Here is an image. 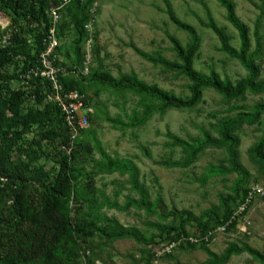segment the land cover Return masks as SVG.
Segmentation results:
<instances>
[{"label": "rangeland", "instance_id": "374dc122", "mask_svg": "<svg viewBox=\"0 0 264 264\" xmlns=\"http://www.w3.org/2000/svg\"><path fill=\"white\" fill-rule=\"evenodd\" d=\"M168 1L176 17L197 33L199 47L193 56L194 70L207 76L216 73L221 81H228L232 87L239 86L249 76L248 70L224 51L219 36L208 26L211 17L228 36L229 46L238 51L240 36L228 22L226 10L217 0ZM232 1L238 17L250 29L251 52L256 48L254 32L259 24L261 49L255 60L259 77L264 79V0ZM93 3L95 11L87 9L82 35L70 23L66 10L58 25L59 57L54 64L67 69L64 85L79 90L93 109L91 126L75 145L81 152L75 164L81 170L91 171V159L100 158L97 145L113 157L132 160L140 170V182L145 183L153 203L151 212L134 207L127 212L106 209L104 213L143 237H166L178 231L202 237L212 232L209 243L195 247L184 245L172 254V258H162L159 264H203L209 258L206 249L221 255L232 243L248 244L264 255V202H255L239 224L240 227L246 225V233L236 228L227 233L218 230L225 213L238 209L244 191L252 185H264V165L253 161L254 147L264 133V117L255 124H243L234 133L239 138L238 160L248 174L229 173L204 179L211 165L230 166L228 145L222 141L218 130L221 120L235 118L241 111H249L264 102V93L247 90L237 98H226L214 88L206 87L194 99L190 89L192 82L180 71L182 60L172 42L175 38L189 49L191 36L170 19L165 0H93ZM11 19L12 16L0 8L1 31L8 29ZM88 24L91 28H86ZM19 28L24 38L33 40V25L21 21L15 30ZM79 36H82L81 41ZM11 37V31L1 32L0 44H8ZM87 53L91 59L90 74L87 77L73 75L75 66L82 65ZM102 76L117 80L131 77L188 104L171 102L160 108V102L143 93L127 88L114 90L99 82ZM6 87L11 91L21 89L28 95L16 112L10 111L8 105L0 110V171L9 175L0 176V256L16 250L14 194L27 192L39 208L45 188L58 174L60 162L67 154L62 148V136L51 132L50 135L49 128L40 125L38 119L44 104L33 98L32 84L26 80H12ZM2 99L7 101L8 98L4 94ZM135 115L136 120L133 119ZM134 121L136 124L131 125ZM55 133L60 134L57 126ZM205 135L218 142L202 149L187 168L172 165L186 157L173 136L193 143L194 139L202 140ZM19 174L22 179H16ZM128 180V176L119 174L93 176L95 187L105 190L121 205L127 198L138 197ZM157 199L159 201L155 202ZM71 207L73 218L86 209L75 203ZM110 227L111 224L107 225L109 230ZM21 229L32 234L23 236L21 244L33 236L31 254L37 255L40 246L45 247L49 242L53 228L46 225L37 229L26 223ZM79 243L84 252L82 264L84 261L87 264H152L151 245L138 236L128 234L111 238L104 234L82 238ZM87 252L90 253L88 257ZM227 264L263 263L242 253L232 256Z\"/></svg>", "mask_w": 264, "mask_h": 264}, {"label": "trees", "instance_id": "16d2710c", "mask_svg": "<svg viewBox=\"0 0 264 264\" xmlns=\"http://www.w3.org/2000/svg\"><path fill=\"white\" fill-rule=\"evenodd\" d=\"M55 0H0V8L12 16V24L8 29L0 33L6 34L12 32L11 40L6 45L0 46V110L3 105H8L10 111L16 112L19 110L24 102L28 92L11 91L7 88L12 80H26L32 84V95L38 103L44 104V108L38 119L40 125L49 128L48 133L54 135H61L63 138V145L67 143V131L63 123L61 109L51 103L47 102L45 98V90L41 84L40 78H32L27 80L25 77L29 72L39 65V59L44 50L43 40L47 37L50 28V21L48 20V10L51 3ZM219 4L226 10L228 22L238 31L241 46L237 51L229 46L228 36L220 29L210 17L208 24L220 38L222 48L232 58L238 59L241 64L248 70L249 76L240 83L237 87L230 86L228 81H221L216 73L211 76L199 73L193 68V56L199 47V40L196 31L191 26L180 21L168 0H165L167 13L170 19L180 29L188 32L191 36V47L184 48L180 42L172 38L174 50L182 60L179 66L180 71L192 82L190 89L194 99H197L202 90L206 87H212L218 92L224 94L226 98H237L240 94L250 90L253 93H264V79L259 77V69L256 64V58L260 53L259 24L256 25L254 36L256 39V48L253 52L251 48V36L249 27L240 20L236 13V6L232 0H217ZM93 3L90 0L86 4H82L79 0L73 1L67 8L66 13L71 19L70 23L75 30L79 31V35L85 25V13L88 7ZM23 21L29 26L34 25L32 29L33 40L24 38L20 31L21 28L16 29V26ZM79 41L81 37L79 36ZM79 49V48H78ZM99 82L109 86L114 90L121 88L132 89L138 93H143L148 97L160 102V108L167 107L171 102L175 104H188L184 101H179L175 95L159 89L155 86H147L141 82L133 80L131 77H124L122 80L114 79L111 76H102L98 78ZM7 91H5V90ZM67 89H71L67 87ZM7 96V101L3 100V95ZM2 104V105H1ZM233 109H239L234 107ZM232 109V110H233ZM261 117H264V102L256 104L249 111H241L237 117H226L221 120L218 125V130L222 136V141L228 145L229 153V167L225 165L214 166L208 168V173L204 179L211 177L224 176L229 173H236L239 176L247 175L248 172L242 167L238 158L239 138L234 133L239 130L243 124H255ZM136 120V115L133 118ZM134 121L131 125H135ZM55 126L60 130V134L55 133ZM130 125H124V127ZM84 132L83 136L76 144L87 134ZM50 133V135H51ZM177 145H179L186 157L183 161L173 162L172 165L180 168H187L192 164L197 155L202 149L207 148L212 142H218L212 139L209 135H205L204 139H194L193 143H189L177 136H173ZM100 154L99 159H91L93 162V169L91 171L81 170L75 162L80 158L81 152L75 148L70 154H65L60 162V170L54 180L50 183L41 198V205L36 208L31 197L27 192H16L14 194V213L15 225L17 226L15 232L18 233L16 237V250L9 251L3 256H0V264H82V256L84 252L80 246L79 240L82 238L91 239L97 236L107 235L113 237H124L131 234L138 236L141 240L150 245L156 244L157 240H165L166 237H160L163 233H159V237L151 235L150 237L141 236L136 230H130L122 225L112 217L104 213V210H117L127 212L131 208H145L148 211H153L152 202L150 201V193L145 183L140 182V170L138 166L129 159H123L111 156L100 145L96 146ZM253 161L264 165V133L260 141L254 147ZM7 171V170H6ZM119 174L121 176H128L131 190L137 193L138 197L127 198L126 203L121 205L117 199L112 200L105 190L95 187L93 183V176ZM0 176L8 177L9 175L0 171ZM13 174L10 172V177ZM16 179H22L19 174ZM248 189L244 191L240 204L243 202ZM159 201L157 199L155 202ZM83 205L86 207L83 213L78 212L73 218L72 204ZM239 204V205H240ZM238 205V206H239ZM235 210H228L220 224L225 223L234 213ZM200 224V220H196ZM29 223L35 228L51 225V238L45 247L40 246V253L37 255L31 254L34 243L32 236L28 242L21 244L23 236H31L28 231H23L21 227ZM111 224L110 230L107 225ZM219 224V225H220ZM218 225V226H219ZM236 225V224H235ZM231 229L235 228L236 226ZM178 231L177 233H181ZM207 244H204V246ZM195 245H192V247ZM203 246V247H204ZM206 249V247H204ZM209 258L203 264H227L231 257L247 253L254 259L264 264V255L259 251L253 249L248 244L243 243L241 246L235 243L230 244L228 249L218 255L215 252L206 249ZM151 252V251H150ZM86 253V252H85ZM166 258H172L168 255ZM150 262L152 258L150 256ZM90 264H92L90 262Z\"/></svg>", "mask_w": 264, "mask_h": 264}, {"label": "built area", "instance_id": "2783aa9c", "mask_svg": "<svg viewBox=\"0 0 264 264\" xmlns=\"http://www.w3.org/2000/svg\"><path fill=\"white\" fill-rule=\"evenodd\" d=\"M75 0H55L51 3L48 10V18L50 19L49 33L43 40L44 50L39 59V65L32 69L25 77L27 80L32 78H40L43 89L45 90V98L47 102L57 105L61 109L63 123L67 131V143L62 145L63 150L70 154L75 148L77 141L83 136L84 132L89 130L91 126V113L93 109L88 105L85 95L77 89H67L63 83L67 69L64 67H56L54 62L58 55V25L62 20V13ZM82 4L88 3L90 0H79ZM96 4L92 3L90 8L95 11ZM37 26V24H34ZM33 25V26H34ZM86 28H91L88 24ZM1 46V44H0ZM90 52V50H88ZM90 55H85V61L82 65L75 66L73 75L87 77L90 74ZM35 99V97L33 96ZM257 201L264 202V185H252L244 197L243 202L234 211L233 215L222 225L218 227L219 232L227 233L234 225L237 230L247 232V227H240L239 224L245 217L249 208ZM212 232L205 236L196 234L186 235L184 233L171 234L165 240L158 239L156 244L151 245L152 264H159L162 258L172 255L175 251L181 249L184 245L199 246L203 243H209ZM160 248L154 249L153 247ZM87 257L90 253L87 252ZM85 260V259H84ZM84 264H87L84 261Z\"/></svg>", "mask_w": 264, "mask_h": 264}]
</instances>
